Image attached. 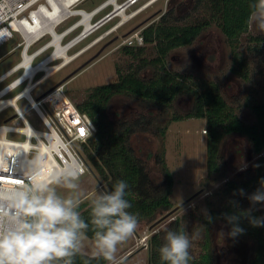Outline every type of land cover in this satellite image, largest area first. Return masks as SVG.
Returning a JSON list of instances; mask_svg holds the SVG:
<instances>
[{"label": "rangeland", "instance_id": "1", "mask_svg": "<svg viewBox=\"0 0 264 264\" xmlns=\"http://www.w3.org/2000/svg\"><path fill=\"white\" fill-rule=\"evenodd\" d=\"M103 1L105 0H81L73 7V12L81 9L90 12ZM196 1L157 0L120 27L117 26L119 19L115 18L96 29L70 48L67 53L70 58L67 64L63 66L62 59L52 62V70L58 68L57 71L51 73L40 84L32 93V97L36 98L54 87L100 51L89 65L64 85L68 98L75 105L81 103L90 88L115 82L118 76L116 69L121 74H126L130 69L140 65L141 59L151 60L156 56L154 45L145 46L144 54L137 59L125 55L121 49L127 46L123 43L130 34L135 31L142 32L149 24L157 23L159 18L170 9L174 11L180 24L188 22L187 19L197 12ZM41 2L45 1L41 0ZM111 11L112 7H107L93 18L92 23ZM79 20L80 17H70L57 25L55 31L60 34ZM82 29L80 26L70 33L63 39L62 44L71 42ZM257 36L264 34L256 31L249 23L247 32L231 46L213 26L202 33L192 45L172 50L165 60V66L171 73L178 74L194 90L200 91L209 83L218 85L223 99L233 113L244 123L253 124L255 117L247 103L252 105L256 102H264V42L258 44L251 40L252 37ZM19 41V37L16 36L0 47V74L20 60L21 48H14ZM50 41L51 36L46 34L29 51L32 52ZM53 50L49 48L46 53L34 60V64L43 57L53 54ZM235 57L246 63L248 79L244 80L232 72ZM19 73L1 84L0 88ZM152 73L153 68L150 65L141 70L143 78H148ZM39 77L41 74L36 78ZM22 88L23 85L7 97L16 95ZM23 103V100L19 101L18 107L21 108ZM191 105L192 97L189 94H183L174 100L164 112L133 97L123 95L114 96L108 104L106 116L111 123V130L120 133L126 126L131 128L132 133L129 135L127 145L133 150L150 179V194H155V190L163 188L164 172L160 161L162 151H164L165 165L173 177L172 209L158 212L153 219L139 222L133 235L117 246L113 264H150L151 238L158 235L161 247L166 242L167 231H174L172 224L175 218L188 214L194 207L204 215H208L210 211L222 213V218L214 221L209 229L212 264H249L252 259L256 247L255 240L250 235H231L233 225L228 223L224 213L230 212L227 214L229 216L238 213L242 219L249 222L251 218L264 217V203L252 204L249 200L257 189L262 188L264 165L259 169L258 161L264 160V151L255 155L244 138L226 137L219 146V169L209 175L206 166L205 119L189 118L173 121L175 116L183 117L190 110ZM10 115V109L1 113L0 124ZM24 115L32 126L43 129L33 111L28 110ZM162 130L165 131L164 135L161 134ZM76 149L82 153L81 144H78ZM230 182L236 183L240 187L239 190L243 189V195L239 190L228 191ZM76 183L79 187L75 191L58 187V195L66 197L79 194L83 203L91 202L97 195L107 191L106 183L100 182L99 178L90 172L81 176ZM184 227L189 230L190 222H185ZM188 234L190 237L194 236L191 231H188ZM198 242L200 236L192 239L189 249L192 258L198 257L201 250ZM94 250V239L87 237L83 241L81 252L93 256Z\"/></svg>", "mask_w": 264, "mask_h": 264}, {"label": "trees", "instance_id": "2", "mask_svg": "<svg viewBox=\"0 0 264 264\" xmlns=\"http://www.w3.org/2000/svg\"><path fill=\"white\" fill-rule=\"evenodd\" d=\"M251 2L252 0H197L196 14L191 15L187 19L188 22L182 24L178 22L179 19L174 11L168 10L157 23L153 22L142 30L144 46H125L121 49L125 55L137 59L144 54L145 46L154 45L156 56L151 60L141 59L140 65L130 69L126 74H121L116 69L118 76L115 82L90 88L85 99L76 104L77 109L87 115L95 127L92 136L81 144V154L89 172L95 174L100 182L106 183L105 192L112 191L117 180L127 181L129 188L126 189L125 198L132 205L128 211L138 214V223L153 219L158 212L172 209L173 177L165 165L164 151H162L160 161L164 172L163 188L155 190V194H150V179L133 150L127 145L129 135L132 133L131 128L126 126L120 133L111 130V123L106 116L110 100L119 95L133 97L164 112L174 100L183 94H189L192 97L190 110L183 117H173V121L189 118L205 119L206 166L209 175L219 169V146L226 137L240 136L249 143L253 154H261L264 151V102H256L252 105L247 103L255 121L253 124H246L226 104L218 85L209 83L200 91L194 90L178 74L171 73L165 66V60L172 50L192 45L202 33L213 26L232 46L248 30ZM251 40L260 44L264 42V36L252 37ZM234 61L232 72L244 80L248 79L244 60L235 57ZM149 65L153 68V73L148 78H143L141 70ZM164 133L165 131L162 130L161 134ZM263 165L264 160L260 159L259 169ZM228 185V191H238L240 188L233 182ZM77 211L89 225L85 230L86 236L94 239L90 202L80 203ZM221 214L210 211L208 215H204L194 207L188 214L175 218L172 224L174 231L183 229L187 233L188 231L199 233L200 236L198 243L201 250L198 257H193L189 264H212L209 229L214 221L222 218ZM234 215L239 216L238 213ZM207 216L212 217V222H209ZM185 222H190L189 230L184 227ZM238 226L243 229L240 235H250L255 240L256 247L249 264H264V226H253L240 216ZM149 248L150 264H166L160 260L158 235L151 238ZM71 259L72 264H107L108 262L102 257L87 256L82 252ZM54 263L64 264L63 260Z\"/></svg>", "mask_w": 264, "mask_h": 264}, {"label": "clouds", "instance_id": "3", "mask_svg": "<svg viewBox=\"0 0 264 264\" xmlns=\"http://www.w3.org/2000/svg\"><path fill=\"white\" fill-rule=\"evenodd\" d=\"M249 23L264 34V0L249 4ZM39 166L25 172L23 182L17 185L0 184V264H54L63 260L72 264V257L80 253L85 230L89 225L81 218L80 195L62 197L57 188L78 189L76 181L82 175L78 163L69 161L54 170L55 179L37 180ZM249 200L264 203V180ZM129 184L117 180L110 192L96 196L90 202L91 224L94 226L93 257H102L109 264L115 261L117 246L131 237L138 225V214L128 211L132 207L125 198ZM243 195L244 190H239ZM250 212V210H248ZM232 224L231 235L243 232L238 226L239 216L226 215ZM209 222L212 217L207 216ZM253 226H264V217L251 218ZM183 229L167 231L165 243L159 248L160 260L166 264H189L192 239Z\"/></svg>", "mask_w": 264, "mask_h": 264}, {"label": "built area", "instance_id": "4", "mask_svg": "<svg viewBox=\"0 0 264 264\" xmlns=\"http://www.w3.org/2000/svg\"><path fill=\"white\" fill-rule=\"evenodd\" d=\"M44 1L42 3L41 0H0V47L17 36L20 41L14 48H21L19 52L20 60L0 74L1 85L20 72L9 83L0 88V114L6 110H11V115L6 117L0 124V184L4 185L22 183L25 178V172L32 168L34 159L39 166L36 176L37 180L48 181L55 179L54 170L69 161L79 164L82 171L81 176L89 172L82 154L78 152L76 147L92 136L95 132V127L87 115L81 113L68 98L64 91L65 84L57 86L51 91L48 90L45 93H41L36 98L32 97V93L49 76L46 70L40 68V64L47 62L52 54L43 57L35 64L34 60L52 47L46 48L49 43L47 42L30 52L29 50L33 45L45 35L41 36L38 41V38L34 40L32 35L23 30L21 22L25 20L30 25L29 17H31V13L38 10L41 5L45 7L46 0ZM80 1L77 0L75 6ZM109 1L101 2L91 12L107 4L95 16L107 7H112V11H114L115 5L118 9H121V15L111 16L112 11L105 14L93 23L97 30L115 18L119 19L117 26L120 27L157 0H114L113 3L108 4ZM74 24L62 31L60 35L71 29ZM77 28L75 27L70 33ZM114 30L116 31V29ZM70 33L64 35L62 41ZM81 34L82 31L74 39ZM123 44L127 46H142L144 42L141 31H135L130 34ZM44 64L52 69V62ZM51 71V73L54 72V70ZM38 74H41V77L36 78ZM22 85L23 88L19 93L12 97H7ZM21 100L24 103L19 108L17 103ZM28 110L35 113L43 129L35 128L28 122L24 115Z\"/></svg>", "mask_w": 264, "mask_h": 264}, {"label": "bare ground", "instance_id": "5", "mask_svg": "<svg viewBox=\"0 0 264 264\" xmlns=\"http://www.w3.org/2000/svg\"><path fill=\"white\" fill-rule=\"evenodd\" d=\"M75 2H77V0H46L45 7L44 5H41L39 6L38 10L31 13V17H29L31 21L30 25H28L25 20L21 22V24L23 25L22 26L23 30L26 33L32 35L33 36L32 38H34V40L36 38H38L37 41L40 40V37L45 34H49L51 36V41L46 45V48L52 47L54 49V53L48 59L47 62H53L56 59H62L64 60L63 66L67 64L70 59L69 56L67 55L70 48H72L80 40H83V38H86L88 35H90L93 31L97 29L93 25L92 19L99 10H101L105 5H107L105 4L104 6L100 7L99 9L93 12L91 11L86 12L83 10H77L73 12L74 10L73 7H75ZM113 2L114 0H110L108 4H111ZM114 7H115L114 13H112L111 16L113 14L120 16L121 9H118L116 5ZM79 15L81 16L80 20L77 21L74 24V26L71 29H69L67 32L60 35L55 31L57 25L59 26V24L64 22V20L66 21L70 17L79 16ZM79 26L83 28L82 34L78 38L73 39L71 42H68L65 45H63L62 44L63 36L66 35L67 33H70L71 30H73L75 27L77 28ZM47 62H43L42 64H40V68L46 70L48 75H50L52 69L48 68L44 64ZM57 69L54 71H57Z\"/></svg>", "mask_w": 264, "mask_h": 264}, {"label": "water", "instance_id": "6", "mask_svg": "<svg viewBox=\"0 0 264 264\" xmlns=\"http://www.w3.org/2000/svg\"><path fill=\"white\" fill-rule=\"evenodd\" d=\"M112 13H114V11H112ZM111 13V14H112ZM114 15V14H113ZM100 51L94 56L92 57L90 60H88L87 62H85L82 66H80L78 69H76L75 71H73L71 74H69L66 78H64L62 81H60L58 84H56L54 87H52L51 89H49L50 91L53 90L54 88H56L57 86H60L62 84H65L67 81H69L72 77H74L81 69H83L84 67H86L87 65H89L91 63V61H93V59H95L98 55H99Z\"/></svg>", "mask_w": 264, "mask_h": 264}, {"label": "crops", "instance_id": "7", "mask_svg": "<svg viewBox=\"0 0 264 264\" xmlns=\"http://www.w3.org/2000/svg\"><path fill=\"white\" fill-rule=\"evenodd\" d=\"M46 35V34H45ZM41 39V38H40ZM42 40V39H41Z\"/></svg>", "mask_w": 264, "mask_h": 264}]
</instances>
